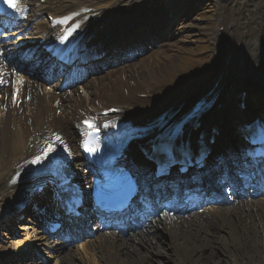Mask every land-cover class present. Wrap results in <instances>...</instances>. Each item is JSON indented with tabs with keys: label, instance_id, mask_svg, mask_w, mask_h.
Masks as SVG:
<instances>
[{
	"label": "bare ground",
	"instance_id": "obj_1",
	"mask_svg": "<svg viewBox=\"0 0 264 264\" xmlns=\"http://www.w3.org/2000/svg\"><path fill=\"white\" fill-rule=\"evenodd\" d=\"M143 1L144 0H46V3L42 4V6L37 5L36 8L32 9L33 14L26 18V20H17V23H22V25L15 28V31L13 30L10 34L18 35V39L22 38V41L19 43L27 45L18 47L17 42H13L9 40V38L6 39V42L0 41V73H4L5 75L3 78L8 81V83L0 85V207L11 193L10 188L7 186L4 187L6 183L5 177H9L11 173H14L18 165L33 154L36 139L39 134H50L52 133V129L58 128L60 132L73 143L78 139L73 126L77 122L80 113L94 111L108 104L118 108L120 111H122V108H124V110L128 109V113H131V115L124 117L123 120L130 122L134 126L153 121L155 114L152 115L145 110L149 107V100L152 94L157 95L158 91H160L159 89L165 84L170 83V76L174 70L172 65L175 56L171 53V50L168 49L169 44L164 43V50L161 52L152 49V53L149 55L146 54L142 58L141 56L140 58L137 56L136 59L133 60L135 62L132 61V63H130V61L128 63H123V65H118L115 68L111 67L107 69L108 75L93 74L90 80L82 83V89L85 92L84 97L77 96L75 88H71V93L67 94V90H58L54 88L56 85L47 86L46 83L41 84L37 79L27 78V76H25L23 85L18 83L15 88L11 83L13 69L8 66V61L5 58L10 55L13 56V59L16 57L15 60L19 61V59L23 57L21 55L23 51H25V53H30L34 50L38 52L40 49H43L41 43L36 45L37 48L28 44L33 43L32 38L35 36L38 35L47 39L54 31V28L48 30L44 22L39 19L44 11L50 15L57 16L69 10L85 7L90 10L87 13V15L91 17L89 20L90 22L108 15L118 6H141L140 9H143L145 5L153 2L157 18L156 21H153L149 26H152L157 21H161V19H159L160 17L165 16L169 17L171 20L172 18L176 19L173 30L167 34L166 41H169L170 36L176 32H178L177 36L181 33L186 34L187 32L183 31L179 26L186 24L187 21L190 23L189 27L191 29L189 34L195 35V29H200L196 25V19L193 17L192 13L202 0ZM208 1H211L215 7H217L216 9H218L215 15L217 25L211 28L212 31L210 32L212 43H215L214 40L219 32L221 26L219 22L221 21H226L225 27L229 29V37H231V44H227L224 50L216 48V51L220 53L216 51L213 52L212 50L211 56L209 57V67H211L213 71L209 73V76L218 77L220 74L224 75L226 73L227 75L222 78L221 83L226 88L234 89V84L245 76L244 71L253 75V70L249 67V60H252V63H260L258 66L263 64L259 57L255 56L250 50L249 46H246L250 42H254L263 47L260 45L262 43L260 41L261 33L259 28L262 27L260 14L264 8V0ZM176 6H178V8L173 14L169 9L175 8ZM161 9H164V11ZM16 14L17 12L14 11L12 15L15 16ZM87 22L88 21H84L81 24L79 34L84 30V36H86L87 27L89 26V22ZM142 25L143 23H141V26ZM33 28L36 29L37 32H35ZM222 28L224 29V26H222ZM138 29L139 28H131L125 31L123 35L120 36L121 39L118 40V42H120V44L122 42L129 46L134 33L149 32L148 29H144V27H142L141 30ZM228 29H226V31H228ZM177 36L174 39H176ZM3 37H8V35L4 34ZM192 37L193 36L190 38ZM175 43V41L172 43L170 42V46H174ZM120 44L115 45L111 43L110 50L116 52L118 48L125 47ZM235 45L240 46V53L235 51ZM238 57L241 60L240 69L244 70L243 75L238 74L239 69L235 68L236 61L239 60ZM145 59L151 61L152 68H149L147 66L148 64L144 65ZM37 61L38 59L34 58V62ZM49 63L50 62L46 65L47 70H50ZM51 67H53V65ZM44 70L45 66L41 64L38 71L42 72ZM134 73L137 74L136 79H134ZM16 77L17 81H19L20 76L17 75ZM190 79V77L187 78V80ZM244 81V83H247L246 80ZM205 83H203L201 89L197 91L196 97L191 99L193 102L191 106L186 107L182 105L180 99L174 97L161 104V112L168 107H173V109L169 111V114L173 115L172 120H174L184 114L189 107H193L194 102L201 97L210 100L213 95L219 94L217 102H219V100L225 101L219 87H210V85L204 86ZM17 89L18 95H16L14 102L13 94ZM136 94L141 95L142 98H136ZM162 96H166V94L162 92ZM155 107L156 104H153L152 108ZM224 118L225 122H220V120H215L213 118L206 124L208 125L206 132H209L215 123L219 127H222L218 129V141L220 145H216V147L213 146L214 148L222 146L227 148L228 135H223V127L226 131H229L228 127L233 121L227 116H224ZM68 119L70 120L68 121ZM244 119L245 117L243 116L235 118L234 124H238L240 120L244 121ZM223 153L224 159L227 160L230 154L225 153V150ZM219 159L221 158H219L217 154L212 155L213 165H218L220 169L219 172H214L217 175L226 168L224 164L219 162L221 161ZM128 162L133 163L134 159L130 158ZM138 173H140V171ZM214 173L210 172L211 175ZM143 174L144 173L141 171L140 175ZM89 175L90 170L81 169L78 179L82 184H85L89 180ZM188 184L190 185V183ZM47 194L48 193H41L38 196L39 198H35L33 202L39 199H47ZM28 208L30 210L31 206ZM38 215L37 213L36 218L40 220V218L37 217ZM196 216V219H192L190 216L183 218L182 216L167 215L166 217L169 219L165 218L162 220V223H158L161 224L162 231L166 234V240L160 238L159 241H156L157 235L155 232H158L157 230L159 229L154 225L153 227L151 226L150 231H148L149 229L147 231L144 230L133 236L124 238L120 236L119 238L115 237L113 232L103 233L104 235L101 233L97 234L92 239L84 241L81 245L76 246L75 254L71 255L69 251L62 257L52 254L53 252H60V248L63 247L59 238L56 237L57 240L48 242L45 235L39 234V229L34 227L31 228V226L22 223L15 227H18V229L31 228L30 231H26L23 234L20 233L24 238L22 244L17 246H0V255L12 254L13 252L11 249L20 248L23 244L29 245L31 242L29 238L32 232L34 234L32 242L36 241L37 243L35 247H42V249L37 248L41 250L45 259H55V264L69 263L72 258H76L80 264H153L151 262L152 259H147L148 255L151 257L154 255V259H157L163 264H166L167 261L171 264H226L225 261L221 263L220 259L214 255L215 251H219V246L217 244L219 241L224 245L223 248H225L226 244L229 246L227 249H230V253L226 249L222 251L223 254L226 255L224 259L226 261L227 257H233L240 249L250 248V251L255 253L259 244L264 242V229L259 231L264 227L263 198L255 201L244 199L236 206H209V209L202 213L196 211ZM43 220L44 219H41L40 221L43 222ZM240 227L244 229L242 233L239 232ZM221 232L223 234H221ZM258 233H260V235ZM134 237L137 239V242L133 240ZM169 238L170 241L168 243L167 241ZM261 248L262 250L260 251L263 252L264 245H262ZM128 249L133 250L135 254H129ZM101 250L102 252L99 256V251ZM233 262H235L234 259ZM42 264H48V262H43Z\"/></svg>",
	"mask_w": 264,
	"mask_h": 264
},
{
	"label": "rangeland",
	"instance_id": "obj_2",
	"mask_svg": "<svg viewBox=\"0 0 264 264\" xmlns=\"http://www.w3.org/2000/svg\"><path fill=\"white\" fill-rule=\"evenodd\" d=\"M217 14V9L215 7V5L211 2V1H205L202 0V2L196 7V10L192 13V15L194 16V18L197 19L196 24L200 29H195L194 33L195 35H191L189 34L191 32V29L189 27H183L182 30L186 31V34H181V36L177 37L176 42V46H171L168 49L171 50V53L175 56L172 68L174 69V67H178V69L182 71H186V69L189 70V68H186L187 66H182L179 62L181 60L184 59V55L186 54H191V55H195L197 58V64H200L199 68L203 67L202 69H204L205 67H207L208 63H209V57L211 56L210 53L213 49V44H211V35L210 32L212 31L211 28L215 27L217 25V22L215 21V15ZM262 22L264 24V8L262 11ZM186 25V24H184ZM264 27V26H263ZM206 28V29H204ZM210 30V31H209ZM191 36H193L192 38H190ZM261 39L262 42L264 44V32H262L261 35ZM205 44V49L204 52H199V45ZM157 49H159V52L162 51V49L160 47H157ZM181 51H178V50ZM210 55V56H209ZM148 64L147 66L149 68H152L151 66V61H149L148 59L144 60V65ZM191 70H194V68H192ZM135 74V73H134ZM106 75V74H103ZM174 76V73L172 74ZM134 79L137 78V74L133 75ZM171 78V77H170ZM176 78V79H175ZM174 79L171 78V80L173 82H171V84L169 83L170 88H165V90H170L173 87H178L179 86V82L176 81L178 77H175ZM168 85V83H167ZM77 89H79V91L77 92L79 95L81 96H85V93L82 92L81 87H78ZM156 109L158 110V107L156 106ZM156 110V111H157ZM261 222V221H260ZM16 233L19 232L16 228L10 226ZM9 227V228H10ZM264 229V227L262 229H260L259 231H262ZM243 228H239V232H243ZM258 231V230H257ZM221 234H223L221 232ZM260 235V233H258ZM0 239V246L4 247L6 244L1 243L2 241L6 242L9 241V239L7 237H4L5 234L3 233V231H1L0 229V237H2ZM19 238V237H16ZM160 238H164L162 233L157 234L156 237V241H159ZM134 241H137V239H134ZM227 242V241H225ZM219 246V251H215L214 255H216V257L218 259H220L221 263L223 261L226 262V264H264V251H260L262 250V245H264V242H261V244H259V247L256 248L255 253L251 252L250 248L247 249H240L238 253H236L233 257H227V261L224 260L226 258V255L223 254V250L226 249L228 250V252L230 251L228 244H226L225 248H223L224 245H222V243L219 241L218 243ZM75 244L73 245V249L70 251V254L73 255L75 254ZM127 250V249H126ZM257 251V252H256ZM66 252H68L67 250L63 251V253L61 254V256H63ZM102 250L99 251V256L101 254ZM160 252V251H159ZM221 252V253H220ZM227 252V253H228ZM128 253L133 255L135 254V252L133 253V250L128 249ZM230 253V252H229ZM98 254V253H97ZM162 255H165L164 253H161ZM147 259L151 260L152 259V263L153 264H163L160 263L157 259H154V255H152V257L150 255L147 256ZM233 259L235 260V262H233ZM31 260V259H30ZM167 260V259H165ZM167 263L171 264L170 262L167 261ZM166 263V264H167ZM0 264H13V260L12 259H3L0 258ZM49 264H54V260L52 259L51 262ZM64 264H80L78 263V261L75 258H72V260L69 263H64Z\"/></svg>",
	"mask_w": 264,
	"mask_h": 264
},
{
	"label": "snow or ice",
	"instance_id": "obj_3",
	"mask_svg": "<svg viewBox=\"0 0 264 264\" xmlns=\"http://www.w3.org/2000/svg\"><path fill=\"white\" fill-rule=\"evenodd\" d=\"M4 3H5L8 7L12 8L13 10H15V9L19 6V4H20V0H4ZM4 75H5L4 73H0V85L5 84V83H8V81H6V80L3 78ZM12 75H13V76L18 75V73H17L15 70H13ZM11 83L13 84V86H15L16 83H19L20 85H23L24 81H23V79H20L19 81H15V80H13V81H11ZM16 95H18V89H17V90L14 92V94H13V100H14V102H15V97H16ZM85 124H86V126L89 127V128H92V127L95 126V125H94V122H92V121H87V120H86V121H85ZM54 138H55V141H56V142H61V143H62V138H61L58 134H54ZM83 146L85 147V150H86V151H89V152L95 151V149L90 148V147L87 145V143H85ZM55 150H56V149H55V146H54L53 144H48V146L43 150L42 154L37 155V156L33 159L32 163H33V164L40 163L43 159H46V158L48 157V155H49L50 153L54 152ZM13 182H15V181H13Z\"/></svg>",
	"mask_w": 264,
	"mask_h": 264
}]
</instances>
